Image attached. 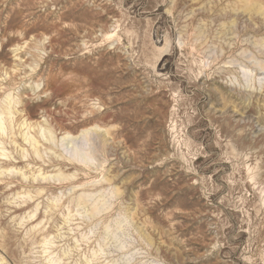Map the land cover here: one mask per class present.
I'll return each instance as SVG.
<instances>
[{"label": "rangeland", "instance_id": "obj_1", "mask_svg": "<svg viewBox=\"0 0 264 264\" xmlns=\"http://www.w3.org/2000/svg\"><path fill=\"white\" fill-rule=\"evenodd\" d=\"M0 108V264H264V0H0Z\"/></svg>", "mask_w": 264, "mask_h": 264}, {"label": "bare ground", "instance_id": "obj_2", "mask_svg": "<svg viewBox=\"0 0 264 264\" xmlns=\"http://www.w3.org/2000/svg\"><path fill=\"white\" fill-rule=\"evenodd\" d=\"M1 109V108H0ZM1 111H3V110H1ZM3 113H5L6 115H8L9 116V114L11 115V111H10V109L9 108H6L3 112H0V131L1 132H4L5 130H7V127L5 126V124H4V118H3ZM13 114V113H12ZM7 125V124H6ZM20 128V127H19ZM9 129V128H8ZM49 132H50V130L49 129H47ZM19 131V130H18ZM6 133V132H5ZM13 133H15V132H13ZM18 133V132H17ZM19 134H20V132H19ZM1 135V134H0ZM6 135V134H5ZM23 135H24V132H23ZM32 135V134H31ZM14 136V135H13ZM21 136H22V132H21ZM2 137V136H1ZM24 137V136H23ZM13 139V138H12ZM1 140V139H0ZM24 140L25 141H27V143L29 144V146L33 149V152L36 154V155H38V144H39V140L38 139H36L35 137H33V136H29V135H25V137H24ZM1 142V141H0ZM12 142L14 143V144H16V142L17 141H15V140H12ZM3 142H1V146H3V144H2ZM5 144V143H4ZM3 150V148L1 149V151ZM4 151H5V149H4ZM3 152V151H2ZM6 154V153H5ZM0 155H4V153H1ZM7 156V155H6ZM24 156V155H23ZM3 157V156H2ZM5 157V156H4ZM6 158V157H5Z\"/></svg>", "mask_w": 264, "mask_h": 264}]
</instances>
